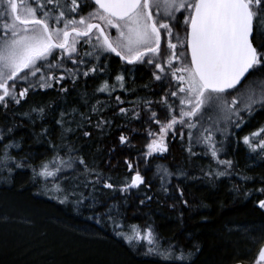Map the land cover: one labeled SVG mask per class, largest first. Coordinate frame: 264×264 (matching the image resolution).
I'll list each match as a JSON object with an SVG mask.
<instances>
[{"label": "trees", "instance_id": "16d2710c", "mask_svg": "<svg viewBox=\"0 0 264 264\" xmlns=\"http://www.w3.org/2000/svg\"><path fill=\"white\" fill-rule=\"evenodd\" d=\"M4 22L0 18V23ZM78 51L83 53L86 49L78 48ZM97 63L91 58L92 65ZM106 65L99 78L65 79L50 89L30 91L26 101L11 104L7 111L0 108V129L13 128L4 143L19 142L20 148L11 149V155L17 160L28 158L25 167L13 168L11 174L0 163V255L4 258L0 264L16 263L23 255L30 257L27 264H59L61 257L64 264H102L93 253L99 251L105 264H162L152 257L139 255L117 235L127 231V226L145 224H150L162 241L179 243L189 249L198 245L201 251L195 256L196 264H256L261 246L255 247V243L262 238L259 231L253 230L261 227L259 224L264 226V210L256 206L259 199H264V194L257 191L264 187V160L251 159L246 146L238 142L264 127V110L258 108L252 117L246 116L248 121L241 130L231 129L233 135L216 133V140L223 141L219 158L232 160L233 168L229 170L230 175L215 178L205 173L223 171V166L205 154L203 145H193L196 155H190L186 136L181 139L169 133L166 153L144 157L146 144L151 142L148 132L159 131V125L147 118L151 111L161 114L163 109L157 102L169 90L167 81L162 88V82L152 77V68L138 66L131 75H126L125 91L116 90L109 98L107 93L96 89L104 80L114 84L115 75L120 73L116 58L109 57ZM67 67L73 65L69 62ZM81 70H87L86 66L81 65ZM62 73L63 69L56 75ZM61 87L68 92L60 91ZM116 96L124 102H117ZM93 106L99 111L93 113ZM36 107L45 109L43 117L32 112ZM121 107L128 109L127 115L120 113ZM61 112L66 113L63 128L56 124ZM81 113L90 120L82 119ZM135 113H139L140 119L134 118ZM67 128L72 131H65ZM44 129H48L47 135H42ZM85 131L90 135L84 136ZM120 135L128 138L127 144L119 143ZM52 145L57 146L64 159L69 154L85 157L91 167L112 177V182L118 185L137 170L147 183L128 193H113L99 186L95 192L91 187H80L75 189L77 195L84 192L89 199L78 204L76 197L68 195L61 203L65 193L57 192L51 182L38 177L34 180L32 173L33 167L56 154ZM69 148L77 151L69 153ZM126 161L133 165L131 172ZM158 166L175 173L167 192L161 188L162 173L158 172ZM181 172L186 175H179ZM66 175L68 180L62 186L70 193L80 183L76 177L82 174L79 171L73 174L68 169ZM180 191L187 205L179 198ZM147 196L152 197L151 201L146 200ZM140 200L146 203L141 204ZM113 205L116 207L110 220L107 209ZM117 223L125 227H116ZM244 229L247 235H243ZM254 239H257L255 243Z\"/></svg>", "mask_w": 264, "mask_h": 264}, {"label": "snow or ice", "instance_id": "6c2138e0", "mask_svg": "<svg viewBox=\"0 0 264 264\" xmlns=\"http://www.w3.org/2000/svg\"><path fill=\"white\" fill-rule=\"evenodd\" d=\"M91 2L95 8L85 16L80 13L89 6L88 0H0V18L5 21L3 35L0 36V108L7 111L11 104L20 105L22 100L26 101L30 91L50 89L65 79L78 76L99 78L107 68L106 64L100 62V56L104 53L118 57L126 66L123 73L115 75L114 84L104 80L96 89L99 93H107L109 98L117 88L125 90L126 75H131L135 66L150 65L154 80L161 81L162 88L163 82L167 81L169 90L157 102L162 106L161 114L158 116L156 111H151L147 118L150 123L159 125V131L148 132L153 139L146 144L144 157L166 153V139L172 133L173 137H187L190 155H196L192 150L193 145H203L205 154H210L217 165L224 168L223 171L210 170L206 175L215 178L230 175L233 161L219 158L223 141L216 140V133L233 135L231 129L239 130L245 125V115L252 117L257 108L264 110V0ZM154 7L160 19L153 15ZM161 7L164 9L162 15L159 12ZM185 12L188 15L185 16ZM182 26L183 37L180 35ZM109 29L116 30L115 38ZM162 38L166 42L163 49ZM81 41L90 46L83 53L77 47ZM180 48H184V51H179ZM93 57L98 62L95 65L91 64ZM107 59L109 56H105ZM69 62L72 68L67 67ZM81 65L86 66L87 70L82 71ZM61 69L63 73L57 76L56 72ZM173 80L176 81L175 90H172ZM257 83L261 85L259 89L253 86ZM60 91L66 93L68 89L61 87ZM115 99L121 104L124 102L120 96ZM97 103L101 104L100 101ZM101 107L104 105L101 104ZM72 111L75 113L76 110ZM91 111L95 113L99 109L93 106ZM32 112L43 117L45 109L36 107ZM120 113L127 115L128 109L121 107ZM65 115V112H61L60 119L56 120V124L62 128ZM81 116L84 120H90L83 113ZM134 118L140 119L139 113H135ZM81 126L78 124V127ZM100 126L98 122L97 127ZM12 132L11 127L0 129V163L8 169L9 174L13 168L25 167L28 159L17 160L11 155V149L20 148L15 140L4 143ZM47 134L48 129H44L42 135ZM83 135L89 136L90 133L85 131ZM119 143L127 144L128 138L120 135ZM218 143L221 144L220 148L217 147ZM238 143L246 146L251 159L264 160V127L243 136ZM52 148L56 154L33 167L32 173L34 180L38 177L46 183L51 182L57 192L65 193L61 203L68 199V195L76 197L78 204L89 199L84 192L77 195L75 189L80 187H91L93 192L99 186L113 193H128L147 183L137 170L118 185L112 182V177L91 167L85 157L69 154L68 159H64L56 150V145H52ZM68 151L72 153L77 149L69 148ZM125 163L131 172L133 165L127 161ZM68 169L73 174L77 171L82 174L76 177L80 183L75 184L70 193L62 186L68 180ZM158 172L162 173L161 188L167 192V185L175 173L160 166ZM179 175L186 174L181 172ZM257 191L264 194V187ZM183 196V191H180L179 198L187 205L188 201ZM151 199V196L146 197L147 201ZM92 201L94 205V196ZM140 203L145 204L146 201L140 200ZM256 206L264 210V199H259ZM115 207L113 205L107 209L110 220L113 219ZM116 227L124 228L125 225L117 223ZM257 231L260 238H264V226ZM117 235L136 249L139 255L152 257L162 264H196L195 256L201 251L198 245L189 249L179 243L162 241L150 224L130 225L127 231L118 232ZM256 264H264V245H261Z\"/></svg>", "mask_w": 264, "mask_h": 264}, {"label": "flooded vegetation", "instance_id": "af4514ba", "mask_svg": "<svg viewBox=\"0 0 264 264\" xmlns=\"http://www.w3.org/2000/svg\"><path fill=\"white\" fill-rule=\"evenodd\" d=\"M88 4H89V6H86V7L84 8L83 12L80 13V15H85V16H86V15L88 14V12H91V11L94 10L95 5L92 4L91 0H88ZM156 13H157V9H156V8H153V15L156 16L157 19H160V16H157ZM177 15H179V14H177ZM184 15L186 16V15H188V13L185 12ZM77 18H79V17L77 16ZM181 19H182V18H181ZM60 26L62 27V25H60ZM182 29H183V26L181 27V31H180V35H181V37H183V35H184ZM108 31H110L111 36H112L113 38L116 37L117 33H116V30H115V29H109ZM93 39H94V37H93ZM175 42H176L175 39H173V43H175ZM165 46H166V42H165V40L162 38V49H163ZM77 47L80 48L81 50H82L83 48L86 49V50H89V48H90V46L87 45V44H84L83 41H81V44L78 45ZM82 47H83V48H82ZM179 51L183 52V51H184V48H180ZM103 56H104V57H103L102 59H100V60H101L100 62H103V63H105V64L107 63V61H108L109 59L105 60V56L114 57V58H116L117 61H118V69H119V72H118V73H123V72H124V71H123V67L125 68L126 66L123 64L122 61L119 60L118 57H115L114 55H111V54H108V53H104ZM182 59H183V57H182ZM188 59H189V57H188ZM138 66H140V67H142V68H144V69H145V68H146V69H150V68H151L150 65H137V66H135V68H137ZM127 67H132V66H127ZM135 68H134V70H135ZM134 70H133V72H134ZM133 72H132V73H133ZM175 84H176V81L173 80V81H172V85H173L172 90H175V87H174ZM117 90H120V89H117ZM124 91H125V90H124Z\"/></svg>", "mask_w": 264, "mask_h": 264}, {"label": "rangeland", "instance_id": "374dc122", "mask_svg": "<svg viewBox=\"0 0 264 264\" xmlns=\"http://www.w3.org/2000/svg\"><path fill=\"white\" fill-rule=\"evenodd\" d=\"M155 8V7H154ZM163 11H164V9H163V7H161L160 9H159V12L161 13V15L163 14ZM3 35V24L2 23H0V36H2ZM93 41H94V39H93ZM103 56V55H102ZM101 58V57H100ZM102 59V58H101ZM255 88H257V89H259L260 87H261V85L259 84V83H257V84H255V85H253ZM209 112H211V110L209 109L208 110ZM246 120V122L248 121V117L245 119ZM239 130H241V129H239ZM238 131V130H237ZM151 139H153V137H151ZM151 141V140H150ZM224 151H226L227 152V150L225 149ZM261 227L263 226V225H261V224H259ZM261 227H256L253 231H255V230H257V229H260ZM251 230V229H250ZM243 235H247V234H245L246 233V230L244 229L243 231ZM253 239V238H252ZM259 239V238H258ZM255 241H257V239H254V241H253V243H255ZM258 242V241H257ZM256 242V243H257ZM263 242H264V238H262L257 244L255 243V247H258V246H261L262 244H263ZM1 251V250H0ZM18 251H21L22 252V250H20V249H17V252ZM94 253V255H95V257H97V259H100V263H106V260L105 259H103V255L100 253V251L99 252H93ZM18 254H22V253H18ZM1 256V255H0ZM1 258L2 259H0V261H2V262H4V258L1 256ZM29 260H30V257L29 256H27V255H23V257H22V259L20 258V260H17L16 261V263H14L13 262V264H27V262H29ZM113 261V260H112ZM60 263L62 264H64V263H66L65 262V260H64V258H62L61 257V259H60ZM59 263V264H60ZM111 264V263H110Z\"/></svg>", "mask_w": 264, "mask_h": 264}, {"label": "water", "instance_id": "95a60500", "mask_svg": "<svg viewBox=\"0 0 264 264\" xmlns=\"http://www.w3.org/2000/svg\"><path fill=\"white\" fill-rule=\"evenodd\" d=\"M189 57H190V55H189Z\"/></svg>", "mask_w": 264, "mask_h": 264}]
</instances>
